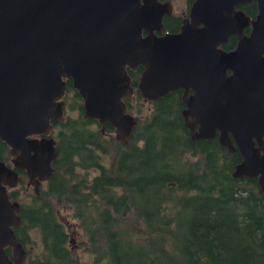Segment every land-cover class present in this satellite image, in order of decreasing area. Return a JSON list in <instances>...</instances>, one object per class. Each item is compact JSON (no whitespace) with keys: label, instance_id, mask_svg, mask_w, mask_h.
Wrapping results in <instances>:
<instances>
[{"label":"water","instance_id":"obj_1","mask_svg":"<svg viewBox=\"0 0 264 264\" xmlns=\"http://www.w3.org/2000/svg\"><path fill=\"white\" fill-rule=\"evenodd\" d=\"M254 3L251 19L237 8ZM158 0H0V264H25L12 229L19 204L8 191L18 173L38 194L56 159L51 122L63 120L66 83L81 100L83 118L126 143L135 118L124 98L133 94L126 70L142 66V101L181 91L190 140L216 137L241 160L234 179H255L264 197V0H193L174 34ZM250 28L247 35L243 33ZM142 33L145 35L142 36ZM236 38L232 51L221 49ZM10 249V258L5 249Z\"/></svg>","mask_w":264,"mask_h":264},{"label":"trees","instance_id":"obj_2","mask_svg":"<svg viewBox=\"0 0 264 264\" xmlns=\"http://www.w3.org/2000/svg\"><path fill=\"white\" fill-rule=\"evenodd\" d=\"M237 9L256 15L254 3ZM163 22L170 32L179 29L176 16ZM235 44L231 37L222 48ZM126 74L134 91L122 101L135 114L126 143L114 139L111 127L101 131L96 121L84 119L78 93L65 82L64 118L50 123L57 154L52 175L29 203H18L20 224L12 229L26 251L25 264H264V197L255 179L231 177L239 154H228L215 138L190 140L179 90L142 102L139 71ZM1 161L8 165L2 142ZM16 172L22 188L26 177ZM8 196L17 202L18 190ZM56 206L70 209L83 237L75 248L88 263L72 253ZM32 231L40 239L39 254L32 253ZM4 251L10 258V249Z\"/></svg>","mask_w":264,"mask_h":264},{"label":"rangeland","instance_id":"obj_3","mask_svg":"<svg viewBox=\"0 0 264 264\" xmlns=\"http://www.w3.org/2000/svg\"><path fill=\"white\" fill-rule=\"evenodd\" d=\"M170 4L172 5V14L174 16H179L182 18H185V12L187 8L186 0H171ZM149 107L148 104H144L143 109H147ZM132 116L135 117V114L130 113ZM145 115V113H142ZM71 116H74V114H70ZM141 115L140 117H143ZM113 134V133H112ZM43 188V187H42ZM18 190V200L17 202L19 203L20 201L25 202L26 204L29 203L30 201V196L32 195V188L29 186L25 187V184L23 185L22 188L16 187ZM55 213L57 214V219L58 221L62 224L63 228L67 231L68 230V240L70 241V247L72 253L78 258L80 261L79 263H85L89 262L88 258L85 254L80 252L79 248L76 247V241L77 238L82 237L80 233L75 229L76 225L75 222L73 221L71 217V212L70 209L67 207H62V206H56L55 208ZM31 238L33 239V246H31L32 253L33 254H39L40 252V239L36 231H32L30 233ZM83 238V237H82Z\"/></svg>","mask_w":264,"mask_h":264},{"label":"flooded vegetation","instance_id":"obj_4","mask_svg":"<svg viewBox=\"0 0 264 264\" xmlns=\"http://www.w3.org/2000/svg\"><path fill=\"white\" fill-rule=\"evenodd\" d=\"M168 0H165V1H159V2H167ZM171 0H169L168 2H170ZM190 5H191V3H190ZM189 5V6H190ZM189 6L186 8V12H185V18H182L181 19V17H179V16H176V17H178L179 19H180V25H181V21L183 20V19H186L187 18V14H188V8H189ZM171 16H174L173 14H171ZM171 16H165V18H168V17H171ZM165 18H163L162 19V25H163V28L165 29L164 30V33L163 34H159V33H157V32H153V34H154V36H156V37H161V36H163L164 34H166V33H168V34H174V33H176V32H178V30L180 29L179 27H180V25H179V29H176V31H174V32H170V31H168V29H166L165 27H164V20H165ZM252 19V18H251ZM249 27H248V31H249ZM246 30V29H245ZM145 34L144 33H142V36H144ZM231 38V37H230ZM234 38V37H233ZM236 39V38H235ZM236 45V44H235ZM221 49L223 50V48L221 47ZM234 48H232L231 50H228V51H226V52H229V51H232ZM223 51H225V50H223ZM130 70V69H129ZM128 70V71H129ZM141 70H143V68H142V66H138V67H136V68H134L133 70H130V72H138L139 71V75H140V73H141ZM138 78H139V76H138ZM140 79V78H139ZM138 91V90H137ZM175 92V91H174ZM138 93V92H137ZM169 94V93H168ZM139 95V94H138ZM180 98H181V91H180ZM141 99V98H140ZM181 100V99H180ZM143 102V101H142ZM144 102H146V101H144ZM150 102H152V101H150ZM150 102H146V103H150ZM181 102H182V100H181ZM181 105H182V111L184 110V106H183V104L181 103ZM181 111V112H182ZM183 113V112H182ZM182 116V115H181ZM214 139V138H213ZM215 139H216V137H215ZM237 152V151H236ZM46 182V181H45ZM45 182H43V183H41L40 185H42V184H44ZM40 187V186H39Z\"/></svg>","mask_w":264,"mask_h":264}]
</instances>
